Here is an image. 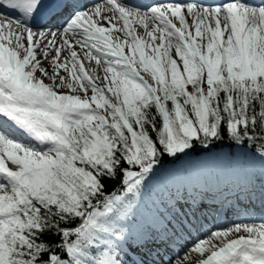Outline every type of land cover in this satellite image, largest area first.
I'll use <instances>...</instances> for the list:
<instances>
[{
	"label": "snow or ice",
	"instance_id": "obj_1",
	"mask_svg": "<svg viewBox=\"0 0 264 264\" xmlns=\"http://www.w3.org/2000/svg\"><path fill=\"white\" fill-rule=\"evenodd\" d=\"M193 154L234 199L155 183ZM257 196L264 0H0V264H264Z\"/></svg>",
	"mask_w": 264,
	"mask_h": 264
}]
</instances>
